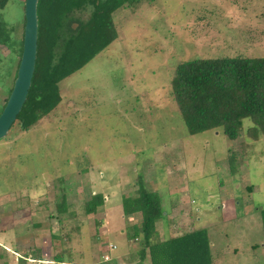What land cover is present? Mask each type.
I'll list each match as a JSON object with an SVG mask.
<instances>
[{
  "label": "rangeland",
  "instance_id": "374dc122",
  "mask_svg": "<svg viewBox=\"0 0 264 264\" xmlns=\"http://www.w3.org/2000/svg\"><path fill=\"white\" fill-rule=\"evenodd\" d=\"M89 10L73 16L84 21ZM0 19L12 38L10 48L0 45L2 105L19 60L14 49L22 38L23 0H8ZM111 21L115 37L58 82L55 109L26 130L14 120L0 139V264L139 262L138 239L127 238L139 214L121 210L138 176L165 209L181 203L174 188L182 185L184 208L191 209L194 227L207 229L214 264H261V227L255 234L243 219L234 227L218 194L227 180L243 201L233 205L239 217L248 206L244 222L260 225L264 134L246 139L248 119L234 140L220 127L189 134L169 78L175 64L191 57L264 56V0H140L116 9ZM230 152L239 170L232 176ZM93 193L102 194L103 204L85 213ZM34 251L39 259L31 257Z\"/></svg>",
  "mask_w": 264,
  "mask_h": 264
},
{
  "label": "trees",
  "instance_id": "16d2710c",
  "mask_svg": "<svg viewBox=\"0 0 264 264\" xmlns=\"http://www.w3.org/2000/svg\"><path fill=\"white\" fill-rule=\"evenodd\" d=\"M7 1L0 0V11ZM139 1L37 0L34 69L25 100L15 117L22 129H28L53 111L60 100L58 82L82 67L115 37L112 12ZM87 7L90 10L84 21L73 16L75 11ZM71 22L76 23L73 28ZM15 41L14 50L19 58L22 38ZM11 42L10 31L0 19V45L10 48ZM169 85L171 98L189 134L220 127L227 139L234 140L242 132V119H248L250 123L246 127V139L264 134V56L187 58L175 64ZM227 154V168L232 176L239 170L234 165L233 152ZM140 180L138 176L137 188L131 195L121 198L123 214H139V221L132 224L127 233L128 239H138L140 244L138 264L146 254L151 264H212L206 228L187 230L158 240L155 223L162 217L160 199ZM102 204L101 193L90 194L84 202V212L94 213ZM55 209L59 213L65 211L63 195ZM258 212L264 245V207ZM33 255L31 257L37 256L38 252L34 251ZM54 260L61 261V256Z\"/></svg>",
  "mask_w": 264,
  "mask_h": 264
},
{
  "label": "water",
  "instance_id": "95a60500",
  "mask_svg": "<svg viewBox=\"0 0 264 264\" xmlns=\"http://www.w3.org/2000/svg\"><path fill=\"white\" fill-rule=\"evenodd\" d=\"M37 0H23L21 52L12 86L0 111V139L5 136L20 110L34 69L37 39Z\"/></svg>",
  "mask_w": 264,
  "mask_h": 264
},
{
  "label": "crops",
  "instance_id": "0c3cea01",
  "mask_svg": "<svg viewBox=\"0 0 264 264\" xmlns=\"http://www.w3.org/2000/svg\"><path fill=\"white\" fill-rule=\"evenodd\" d=\"M174 183L176 186L178 183V180L176 179V181ZM146 189H148V188H146ZM174 189H175L174 191L176 193H180V196H181L180 202L181 203H178L176 206H173V207L170 206V208H168V209H165L161 206L162 207L161 208L162 209V217L159 221H157V223H155V229H156L157 234H158V240H165L167 238L180 235L184 231L196 229V227H194V225L192 224V220L189 219L191 209H185L184 208L187 203L183 202V195H182L183 192L181 191L182 185H178ZM148 190H150V189H148ZM219 190H221V191H220V194H218V195H221L222 201L224 202V205L226 203L227 206H229L228 207L229 211H228V214L226 215L225 218L234 221L235 222L234 227L239 226V223H238L239 219H243L242 225L244 226V228H247V230H250V231H252V229H253L255 231V234H257V232L259 231L258 230L259 227H261V223H260V225H256L254 228L253 227L254 222H252V223H245L244 222L245 216H246L248 209H249L248 206H246L244 208V212L240 213L241 216L239 217V213H237L238 210L234 209L233 205L238 207L239 205H241V203L243 201L241 200V197L238 198L235 194H233L231 192L233 190H231V186L227 183V180H226V182L221 183V185L219 186ZM170 191H171V189L169 190V193H170ZM219 200H221V199H219ZM233 201H235V204H233ZM254 209L257 210L258 207H255ZM258 214H259V212H258ZM21 215L24 218V215L23 214H21ZM176 215L178 216V218L176 219V223H174L173 221H175V218H173V217ZM183 219L184 220L187 219V221H189V222H187L188 226H187V224H186V226L184 225V223L182 222ZM232 221H230V223H229L230 226H232ZM168 222H172V224L169 225ZM158 223L160 224L159 227H158ZM184 226L186 227L185 229H184ZM199 228H205V227H199ZM206 231H207V229H206ZM230 231H232V230H230ZM261 233H262V229H261ZM208 241H209V247H211L212 242L210 241V239H208ZM263 249H264V245H263ZM134 250H136V249H134ZM233 251H235V248L233 249ZM140 262H141V264H151L149 255L146 254L145 257L143 258V260ZM132 264H138L137 260L134 259L132 261ZM212 264H214L213 261H212Z\"/></svg>",
  "mask_w": 264,
  "mask_h": 264
},
{
  "label": "bare ground",
  "instance_id": "6f19581e",
  "mask_svg": "<svg viewBox=\"0 0 264 264\" xmlns=\"http://www.w3.org/2000/svg\"><path fill=\"white\" fill-rule=\"evenodd\" d=\"M10 126H11V125H10ZM108 246H109V248H112V247H110V246H114V245L109 244ZM113 248H114V247H113ZM105 258L107 259L108 257L105 256Z\"/></svg>",
  "mask_w": 264,
  "mask_h": 264
},
{
  "label": "built area",
  "instance_id": "2783aa9c",
  "mask_svg": "<svg viewBox=\"0 0 264 264\" xmlns=\"http://www.w3.org/2000/svg\"><path fill=\"white\" fill-rule=\"evenodd\" d=\"M110 247H112V248H113L114 246H110Z\"/></svg>",
  "mask_w": 264,
  "mask_h": 264
},
{
  "label": "flooded vegetation",
  "instance_id": "af4514ba",
  "mask_svg": "<svg viewBox=\"0 0 264 264\" xmlns=\"http://www.w3.org/2000/svg\"><path fill=\"white\" fill-rule=\"evenodd\" d=\"M8 95V94H7ZM5 100H6V98H5ZM5 100H4V102H5Z\"/></svg>",
  "mask_w": 264,
  "mask_h": 264
}]
</instances>
